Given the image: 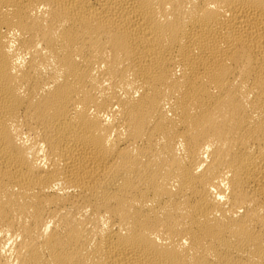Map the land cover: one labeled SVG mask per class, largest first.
I'll return each instance as SVG.
<instances>
[{"label": "bare ground", "instance_id": "bare-ground-1", "mask_svg": "<svg viewBox=\"0 0 264 264\" xmlns=\"http://www.w3.org/2000/svg\"><path fill=\"white\" fill-rule=\"evenodd\" d=\"M0 264H264V0H0Z\"/></svg>", "mask_w": 264, "mask_h": 264}]
</instances>
